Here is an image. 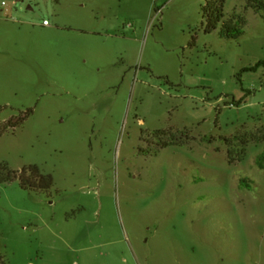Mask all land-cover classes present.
Masks as SVG:
<instances>
[{
	"label": "rangeland",
	"instance_id": "rangeland-1",
	"mask_svg": "<svg viewBox=\"0 0 264 264\" xmlns=\"http://www.w3.org/2000/svg\"><path fill=\"white\" fill-rule=\"evenodd\" d=\"M209 3L0 0V164L55 180L0 183V264H264V10Z\"/></svg>",
	"mask_w": 264,
	"mask_h": 264
},
{
	"label": "trees",
	"instance_id": "trees-1",
	"mask_svg": "<svg viewBox=\"0 0 264 264\" xmlns=\"http://www.w3.org/2000/svg\"><path fill=\"white\" fill-rule=\"evenodd\" d=\"M227 0H210L209 6L211 7L208 15V24L205 29L207 34L213 33L216 31L220 24L223 22L225 18L224 6ZM256 3L257 5L254 7L257 12H261L264 10V0H248ZM247 20L239 17L234 18L233 21L225 24L219 32L221 38L238 40L245 34V28L247 26ZM193 40L196 41L197 37L194 36ZM252 70V69H250ZM242 104V102L240 103ZM34 113L33 109L27 110L24 114L19 117H12L7 126L3 130V133L0 134L2 136L6 133L9 128L17 129L22 126L28 118ZM30 172L31 174H28ZM29 175V176H28ZM35 175V176H33ZM20 180V185L24 190H33L39 189L45 192H49L52 190L55 184V180L52 174L44 175L39 173L38 166H29L25 167L20 173L18 171L10 169L8 164H0V183H12Z\"/></svg>",
	"mask_w": 264,
	"mask_h": 264
},
{
	"label": "built area",
	"instance_id": "built-area-1",
	"mask_svg": "<svg viewBox=\"0 0 264 264\" xmlns=\"http://www.w3.org/2000/svg\"><path fill=\"white\" fill-rule=\"evenodd\" d=\"M5 5H6V3L3 2V3H2V6H5ZM44 25H45V26H50V22L46 20V21L44 22Z\"/></svg>",
	"mask_w": 264,
	"mask_h": 264
}]
</instances>
